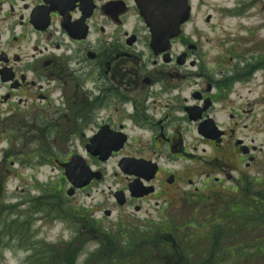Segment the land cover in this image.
<instances>
[{
	"label": "flooded vegetation",
	"instance_id": "1",
	"mask_svg": "<svg viewBox=\"0 0 264 264\" xmlns=\"http://www.w3.org/2000/svg\"><path fill=\"white\" fill-rule=\"evenodd\" d=\"M205 3L188 0L189 21L158 46L136 0H0L2 132L18 123L23 144L41 147L19 158L59 174L82 235L105 223L78 199L108 179L123 227L145 205L167 214L176 193L196 213L216 204L206 218L255 204L264 232V50L251 32L199 20ZM67 166L101 180L74 189Z\"/></svg>",
	"mask_w": 264,
	"mask_h": 264
},
{
	"label": "rangeland",
	"instance_id": "2",
	"mask_svg": "<svg viewBox=\"0 0 264 264\" xmlns=\"http://www.w3.org/2000/svg\"><path fill=\"white\" fill-rule=\"evenodd\" d=\"M238 8L242 12H233ZM208 16L214 21L219 22L217 28L219 34L224 33L225 36H228L230 34L237 35V33H243L245 35L246 32H251L252 35L256 36L253 40L260 42L264 50V0H206L205 6L203 5L199 10L198 19L204 21ZM204 29L208 30L206 27ZM16 126L17 128H15V131L9 137L7 133L2 132L4 126L0 125L1 132L3 133L0 136V221L14 222L19 220L27 232L25 240L28 241L29 247L24 248L21 242L12 243L4 248L3 252L0 251V264H28V259L33 254L29 248L34 246L42 250L43 247H53L62 251L63 249H67L66 244L73 243L80 245L91 253H96L100 248L99 241L102 240L99 230L91 228L89 234L85 232V234L81 235L80 233L78 234V231L63 225L64 220L66 224L70 225L73 223V227H75L76 221L70 211L63 208V203H52L57 199L56 183L60 182L58 179L59 174L51 171V168H43V170L39 171L38 168H34V166L29 167L24 163L22 157H27L36 145L33 143L26 147L21 140L22 127L18 123H16ZM11 127H15V124H12ZM63 137L65 135L60 136L59 141ZM256 143L262 145L264 140L261 138L256 139ZM58 146L63 148L61 142ZM36 148L37 152L41 151L40 146ZM7 151L11 152L10 155L15 156L17 161L16 166L14 165L15 167H11L6 162V159L8 160L9 157V155L6 157ZM19 156L22 157L19 158ZM34 165L36 167L38 163L35 162ZM107 169L110 172L112 166L109 165ZM111 185L112 181L108 179L104 185L93 188L90 192V197L83 194L78 199L80 204H87L93 201L98 203L99 208L95 214L98 218L104 216V209L108 210V214L110 215L104 219V227L106 228L110 226L109 223L111 222H119V215L124 211L121 208H115L114 212L111 213V206L113 205V198L109 196ZM66 187L69 186L66 185ZM66 198L67 196L64 199ZM179 199L181 200L175 193L173 203H169V206L172 208L165 216H159L156 211H151L150 217H147L146 213H148L150 207L145 205L137 211L136 222L126 219V215L131 214L132 211L135 212L132 206L128 209V212H124L126 224L129 228H132L127 230L126 233L132 234L133 230L136 229L135 226L143 230L146 229L148 219L152 220V222L168 226L172 224L179 225L188 220L198 221V218L193 219V215L200 218L204 216L202 218L203 221L206 215L212 211L213 206L216 205L213 204L209 208H201V210L195 213L194 205H186L184 202H180ZM124 205L122 204L121 206L123 207ZM224 206L222 205L221 208ZM27 217H30V220L27 224H24L23 222ZM244 223L246 221L241 222V224ZM116 229L114 225V228L110 231H115ZM246 231L244 232L236 228L233 233L227 236L231 238L232 244H240L244 250H249L257 242L264 247L263 231L260 230L258 224L256 228L249 227ZM241 250L233 254V257L231 253H228L226 260L229 264H232L230 261H234V259L237 260V263L233 264H252L251 261L254 258L258 260L259 257L261 259L254 264H264L263 256L261 257L256 253L250 255L248 258H242ZM262 251L264 249L261 250V253H264ZM85 258L86 253H83L80 256V262H83Z\"/></svg>",
	"mask_w": 264,
	"mask_h": 264
},
{
	"label": "trees",
	"instance_id": "3",
	"mask_svg": "<svg viewBox=\"0 0 264 264\" xmlns=\"http://www.w3.org/2000/svg\"><path fill=\"white\" fill-rule=\"evenodd\" d=\"M236 222L239 223L238 220ZM167 229L163 226H149L145 231L128 235L121 231L103 234L101 251L87 255L81 264H227L228 253L236 247L233 244L222 245L223 241L228 240L227 235L234 232L232 227L227 232L216 229L206 234L199 233L197 226H192L190 233L174 227L177 241L175 247ZM26 233L19 220L0 221V251L3 252L4 248L14 242H21L24 248L29 247L25 240ZM29 250L33 254L28 264H80L79 257L82 254L77 244L62 251L53 247H43L42 250L37 249V246Z\"/></svg>",
	"mask_w": 264,
	"mask_h": 264
},
{
	"label": "water",
	"instance_id": "4",
	"mask_svg": "<svg viewBox=\"0 0 264 264\" xmlns=\"http://www.w3.org/2000/svg\"><path fill=\"white\" fill-rule=\"evenodd\" d=\"M158 4H160V0L158 1ZM158 6H159V5H158ZM158 6L156 5V9L159 10ZM184 21H186V18H184V19L182 20V22H184ZM178 26H179V24L176 25V26L171 27V30H172V31L176 30V29L178 28ZM168 29H169V28H168ZM168 37H172V35H169ZM67 175L69 176V173H68V172H67ZM83 185H84V180H83L81 177H79V178H78V183H77L76 186H78V187H82Z\"/></svg>",
	"mask_w": 264,
	"mask_h": 264
}]
</instances>
